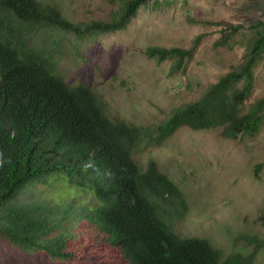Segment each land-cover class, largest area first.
Wrapping results in <instances>:
<instances>
[{
  "label": "trees",
  "instance_id": "1",
  "mask_svg": "<svg viewBox=\"0 0 264 264\" xmlns=\"http://www.w3.org/2000/svg\"><path fill=\"white\" fill-rule=\"evenodd\" d=\"M146 1L112 0L107 19L74 20L56 3L0 0V240L77 264H254L264 247L255 234L228 254L207 238L180 236L176 225L190 211L184 191L154 159L141 166L135 154L184 126L258 135L264 96L248 100L264 31L197 100L146 126L112 118L89 84L67 82L56 45L38 38L47 29L80 38L124 30ZM145 52L180 69L194 48Z\"/></svg>",
  "mask_w": 264,
  "mask_h": 264
},
{
  "label": "rangeland",
  "instance_id": "2",
  "mask_svg": "<svg viewBox=\"0 0 264 264\" xmlns=\"http://www.w3.org/2000/svg\"><path fill=\"white\" fill-rule=\"evenodd\" d=\"M56 3L74 20L107 19L112 0H42ZM264 31V0H147L124 30L86 36L47 29L58 73L72 85L85 82L112 118L146 126L185 102L197 100L210 82L245 61ZM150 45L194 48L184 66L146 54ZM248 102L264 96V48L256 56ZM141 166L154 159L184 191L190 205L176 225L182 237H204L226 254L244 234L264 239V126L252 138H227L223 128L181 127L158 145L135 154ZM56 187H59L57 185ZM0 264H77L0 240ZM254 264H264V247Z\"/></svg>",
  "mask_w": 264,
  "mask_h": 264
}]
</instances>
